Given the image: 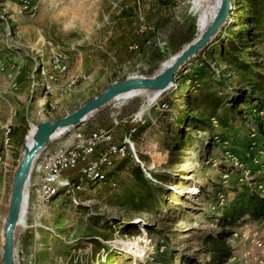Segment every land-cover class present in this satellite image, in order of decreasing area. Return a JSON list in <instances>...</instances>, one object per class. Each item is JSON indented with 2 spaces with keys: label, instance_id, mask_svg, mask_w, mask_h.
<instances>
[{
  "label": "rangeland",
  "instance_id": "obj_1",
  "mask_svg": "<svg viewBox=\"0 0 264 264\" xmlns=\"http://www.w3.org/2000/svg\"><path fill=\"white\" fill-rule=\"evenodd\" d=\"M197 16L192 0H0V151L10 130L8 174L33 127L71 114L113 82L154 76L195 38ZM239 29L245 38L233 40ZM242 75L252 76L253 90ZM150 98L113 101L50 141L44 151L69 146L74 130H104L118 146L94 175L82 171L98 152L64 173L66 185L44 201L31 178L15 264L205 262L201 240L217 230L206 218L223 195L264 172V1L232 0L213 43L181 68L173 88ZM186 116L198 125L181 137L177 120ZM10 191L0 176V264ZM263 237L262 226L235 230L228 264H264Z\"/></svg>",
  "mask_w": 264,
  "mask_h": 264
},
{
  "label": "water",
  "instance_id": "obj_2",
  "mask_svg": "<svg viewBox=\"0 0 264 264\" xmlns=\"http://www.w3.org/2000/svg\"><path fill=\"white\" fill-rule=\"evenodd\" d=\"M232 11V0H220V7L210 25L181 51L171 57V62L152 77H131L113 82L98 96L87 101L71 114L55 121H46L34 128L29 146H21V158L14 170L7 214L2 229L1 263L15 264L14 234L18 226L23 204L27 208L31 173L40 154L47 148L54 134H63L79 128L88 118L116 101L119 97L137 94H164L175 85L178 72L190 60L200 56L217 38ZM26 138V137H25Z\"/></svg>",
  "mask_w": 264,
  "mask_h": 264
},
{
  "label": "trees",
  "instance_id": "obj_3",
  "mask_svg": "<svg viewBox=\"0 0 264 264\" xmlns=\"http://www.w3.org/2000/svg\"><path fill=\"white\" fill-rule=\"evenodd\" d=\"M244 36V29H239L234 32L233 40H241L245 38ZM245 55L248 56L246 53ZM239 65L241 66L240 69L243 71L247 69V67H243L242 62H239ZM241 77L243 85L247 87L246 89L249 88L253 90L255 88L252 76L247 78L242 75ZM205 101H208V99H204V102ZM208 105L210 107H216L218 102L217 100H212L211 104ZM187 119L186 116L185 120L181 118L177 120L178 123L184 125V128H181L182 130L180 128L176 130L181 137H183V130H185V128H190L195 124L198 125V122L194 121V119L188 121ZM188 123L191 124V126L188 127ZM200 125H206V127H208L206 122ZM219 128L225 129L226 126L220 125ZM134 172L136 177H139L143 181L144 187L149 186V182H146L143 176L144 174L140 169L137 168ZM84 185L86 184H81V187ZM259 188L263 189L264 192V172L259 176L256 183L250 185V183L243 182L240 186L232 188L230 196L223 195V200L217 203L216 212L212 216L206 218L209 223L214 224L217 230H208L204 234L201 240L202 248L198 251V253L202 254L205 258L203 264H228L235 252L234 247L229 242L235 230L242 229L245 226H262L264 228V195L259 191ZM262 243L264 245V242ZM182 264L200 263L190 258L187 262H183Z\"/></svg>",
  "mask_w": 264,
  "mask_h": 264
},
{
  "label": "built area",
  "instance_id": "obj_4",
  "mask_svg": "<svg viewBox=\"0 0 264 264\" xmlns=\"http://www.w3.org/2000/svg\"><path fill=\"white\" fill-rule=\"evenodd\" d=\"M58 69L62 72L65 71V68ZM124 141H128V139L125 138ZM68 145H60L52 149L51 153L41 160V176H34V173H31L32 186L36 188V193L41 201H44L45 194L50 193L54 186L65 181L64 173L85 164L96 152H98V158L85 167L82 171V177L94 175L99 167L107 166L113 160L114 154H116V146H118L113 142L109 131L104 130L87 132L80 130L75 132L74 130L71 135V143Z\"/></svg>",
  "mask_w": 264,
  "mask_h": 264
},
{
  "label": "bare ground",
  "instance_id": "obj_5",
  "mask_svg": "<svg viewBox=\"0 0 264 264\" xmlns=\"http://www.w3.org/2000/svg\"><path fill=\"white\" fill-rule=\"evenodd\" d=\"M192 5H193V8L195 10H197V12H198V16H197V35L195 36V38H198L203 33V31L210 25L212 20L215 18L216 14H217V12L219 10V7H220V0H192ZM171 59H169L164 64H162L160 69H159V71H162L171 62ZM143 95H147V94L142 93V94H137V95H129V96H124V97H119L118 99H116V101L132 99V98L140 97V96H143ZM148 95H150V94H148ZM159 95L160 94H151V97H152V98H150L151 101L155 100ZM34 131H35L34 128H32V130L29 132V134L25 138V144L27 146H29L31 144L32 136L34 134ZM5 132L6 133L4 134V137H3L4 138V140H3V149L0 151V176L3 177V180H4L5 183L8 182L9 184H11L13 175L12 174L11 175L8 174L9 166L7 164L3 163V156L8 154V144L7 143H8V140L10 138L9 137L10 130H6ZM61 134H63V132L54 134L52 139H54L55 137L60 136ZM123 150H124V148H121L120 152H123ZM50 153L51 152H49V151H44L39 156L38 161L36 162V168H35L34 171L37 174H39L40 176H41V160H43L44 157H46V155H48ZM97 176L98 175H96L95 177H97ZM100 178L101 177H99L98 180ZM60 185H66V183L63 182ZM56 186H58V185H56ZM56 186H54V187H56ZM54 190H55V188H53V190L50 193L46 194V199L48 197H50V195H52L54 193ZM25 213H26V207H25V203H24L23 207H22V211H21V215H20V218H19L18 225L20 223L21 218L24 217Z\"/></svg>",
  "mask_w": 264,
  "mask_h": 264
},
{
  "label": "crops",
  "instance_id": "obj_6",
  "mask_svg": "<svg viewBox=\"0 0 264 264\" xmlns=\"http://www.w3.org/2000/svg\"><path fill=\"white\" fill-rule=\"evenodd\" d=\"M1 128H2V126H0V131H1ZM0 142H1V132H0ZM92 158V157H91Z\"/></svg>",
  "mask_w": 264,
  "mask_h": 264
}]
</instances>
